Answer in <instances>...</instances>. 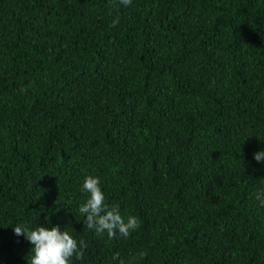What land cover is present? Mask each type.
Here are the masks:
<instances>
[{"label": "trees", "instance_id": "16d2710c", "mask_svg": "<svg viewBox=\"0 0 264 264\" xmlns=\"http://www.w3.org/2000/svg\"><path fill=\"white\" fill-rule=\"evenodd\" d=\"M262 151L264 0H0V264L17 225L70 264H264ZM86 175L127 238L85 227Z\"/></svg>", "mask_w": 264, "mask_h": 264}, {"label": "clouds", "instance_id": "9594fccd", "mask_svg": "<svg viewBox=\"0 0 264 264\" xmlns=\"http://www.w3.org/2000/svg\"><path fill=\"white\" fill-rule=\"evenodd\" d=\"M132 0H120L124 7L130 6ZM119 21L117 17L113 21L115 26ZM253 158L257 161H264V151L256 152ZM81 188L87 194L84 203L79 207L83 216V222L87 229L94 231L97 237L105 234L108 239H115L117 235L127 238L132 232L140 227L136 216L121 215L119 205L108 204L105 195L100 187V179L94 175H86ZM256 199L264 206V193L256 194ZM48 218L45 224H48ZM17 236L23 235L32 245L28 255L27 264H70L73 256L76 259L83 258V249L87 247L83 240L77 241L68 231L60 227L37 226L29 229L24 225L13 227ZM120 264H124L120 261Z\"/></svg>", "mask_w": 264, "mask_h": 264}]
</instances>
